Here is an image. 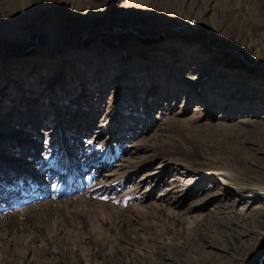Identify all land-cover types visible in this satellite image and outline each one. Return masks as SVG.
Returning <instances> with one entry per match:
<instances>
[{
    "label": "rangeland",
    "instance_id": "rangeland-1",
    "mask_svg": "<svg viewBox=\"0 0 264 264\" xmlns=\"http://www.w3.org/2000/svg\"><path fill=\"white\" fill-rule=\"evenodd\" d=\"M254 184L264 0H0V233L92 206L58 243L6 235L0 264H264Z\"/></svg>",
    "mask_w": 264,
    "mask_h": 264
},
{
    "label": "bare ground",
    "instance_id": "bare-ground-1",
    "mask_svg": "<svg viewBox=\"0 0 264 264\" xmlns=\"http://www.w3.org/2000/svg\"><path fill=\"white\" fill-rule=\"evenodd\" d=\"M131 30L132 29L127 28V29H123V30L118 31V33L119 32L120 33L121 32H127L128 33V31H131ZM124 39L126 41H128L127 40L128 38L123 37V40ZM216 173L223 174V172H220V171H216ZM253 186L262 187L261 184H258V185L254 184ZM241 188L245 189L244 186H242ZM248 188H251V187H248ZM261 190H264V187H262ZM78 205H79V207L73 208L72 206L68 205L67 203H64V204L57 203L56 207L52 208L48 204H40V205L25 209L24 210V212H25L24 219H22L21 222H18L19 217H17L16 223H15V220L13 218L7 216L6 221H5L7 232H5L4 235H1V233H0L1 241H3L2 242L3 246L1 245V247H0V257L4 260L5 258H7L6 254L9 251L13 250V248L11 249L10 247H8V245H10V243H11L10 241H13V240L7 238V236L11 235V234L13 235V236H11L12 239H15V238L18 239L17 243L14 242L15 245L16 244L17 245H20V244L23 245L24 244V243H22L23 241L26 243L28 242L29 244H34L35 242H44V241L50 242V240H54V241H57V243H58L60 241H63L64 238H66V237L68 238L67 235L71 232H76V231L80 232V231H84L85 229H88V227H90V217H89L90 211H91L90 207H92V206H91L90 202L86 201V200H80L78 202ZM98 206L100 207V209H102L106 213L112 214V212H117V213L119 212V215H120L121 211L116 209V208L114 209L113 206L103 204V203H100V205L98 204ZM59 207L62 208L61 212L58 209ZM93 207H94V209L98 208L94 205H93ZM102 210H100V211H102ZM96 212H98V211H96ZM100 213H102V212H100ZM53 215H55L57 218L53 217ZM119 215H117V216H119ZM119 220H120V218H119ZM18 223L24 228V232L20 233V231H18V228H17ZM78 223H81L82 225L78 227V225H79ZM3 225L4 224L0 223V227ZM25 233H27V234H25ZM74 236H76V234ZM71 237H73V236H71ZM41 238H43V241L41 240ZM69 241H70V239H69ZM65 242H66V240H65ZM41 245H44V244L42 243ZM2 247H3V250L1 249ZM33 248H35V247H33Z\"/></svg>",
    "mask_w": 264,
    "mask_h": 264
},
{
    "label": "water",
    "instance_id": "water-1",
    "mask_svg": "<svg viewBox=\"0 0 264 264\" xmlns=\"http://www.w3.org/2000/svg\"><path fill=\"white\" fill-rule=\"evenodd\" d=\"M261 257H260V259L262 258V257H264V254H262V255H260Z\"/></svg>",
    "mask_w": 264,
    "mask_h": 264
},
{
    "label": "snow or ice",
    "instance_id": "snow-or-ice-1",
    "mask_svg": "<svg viewBox=\"0 0 264 264\" xmlns=\"http://www.w3.org/2000/svg\"><path fill=\"white\" fill-rule=\"evenodd\" d=\"M89 143H91V142H89Z\"/></svg>",
    "mask_w": 264,
    "mask_h": 264
}]
</instances>
